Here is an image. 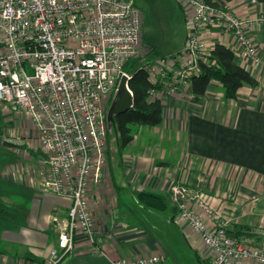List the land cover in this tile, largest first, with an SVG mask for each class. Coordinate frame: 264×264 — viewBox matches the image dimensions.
I'll use <instances>...</instances> for the list:
<instances>
[{"label":"built area","instance_id":"built-area-1","mask_svg":"<svg viewBox=\"0 0 264 264\" xmlns=\"http://www.w3.org/2000/svg\"><path fill=\"white\" fill-rule=\"evenodd\" d=\"M178 2L185 11L189 8L187 49L149 70L164 95L200 74L201 63L215 65L202 30L233 35L239 51L255 65L261 64L248 30L264 25V14L242 19L229 2ZM142 24L133 1L0 0V110L31 121L35 130L31 140L43 154L37 172L40 189L71 200L64 219L54 216L58 244L45 264H60L74 251L78 237L98 247L104 242L90 210L89 188L101 184L108 166L106 110L122 78L131 80L126 66L140 53ZM169 193L179 222L200 235L209 264H264V247L232 235L229 218L216 211L207 197L179 182L170 185ZM194 205L211 225L191 209ZM165 260L159 255L117 259L113 264H164Z\"/></svg>","mask_w":264,"mask_h":264},{"label":"crops","instance_id":"crops-1","mask_svg":"<svg viewBox=\"0 0 264 264\" xmlns=\"http://www.w3.org/2000/svg\"><path fill=\"white\" fill-rule=\"evenodd\" d=\"M229 4L242 19L264 14V2L259 0H234ZM187 15L186 12V18ZM248 34L262 58L260 65H255L239 51V44L233 35L219 30H202L200 33L211 50L221 43L235 51L239 64L258 80L257 88L245 86L234 99L225 98L218 81H214L206 95L199 98L192 93L189 83L170 94H158L164 105V123L150 129L161 139L168 137L169 141L174 133L182 134L184 159L195 162L197 170H194L195 167H190L191 171H183V167L177 169L170 156L172 154L167 151L168 146L163 147L157 159L152 140L144 145L134 141L125 148L128 154L122 172L114 173L108 163L101 184H92L89 188L90 210L103 244L98 247L84 236L78 237L74 251L60 264H113L117 259L164 255L161 248L143 243L133 227L129 228L117 220L121 209L119 195L124 190L136 202L138 193L157 194L166 198L168 209L171 201L169 188L173 182L189 184L192 191L207 197L216 211L229 218V231H235L236 235L241 227L249 228L258 241L243 239L256 241L264 247V25L249 29ZM177 67L179 63L172 70L175 72ZM118 144L120 147L119 141ZM117 176H121V181ZM22 184L33 190L27 225L2 231L0 263L45 264L51 250L58 244L54 216L64 219L71 200L43 195L37 176L32 183L28 184L26 179ZM173 205L176 216L178 208ZM191 209L206 224H212L200 207L194 205ZM179 224L185 233L193 235L195 244L199 240V249L203 251V256H200L207 260L209 253L200 235L189 224Z\"/></svg>","mask_w":264,"mask_h":264},{"label":"rangeland","instance_id":"rangeland-1","mask_svg":"<svg viewBox=\"0 0 264 264\" xmlns=\"http://www.w3.org/2000/svg\"><path fill=\"white\" fill-rule=\"evenodd\" d=\"M123 1L127 3L133 1L143 20L140 53L133 59V62L127 64L126 70L131 66V63L135 65L136 69L145 67L150 70L163 59H173L186 51L190 33L188 15L186 18V12L178 0ZM110 107L111 105L107 106V115ZM34 132L33 125L26 116L14 117L4 114L3 110H0V183L5 185V188L0 185V193L8 203H14L8 197L15 189L12 184H22L26 179L29 184L37 176L38 169L36 167H38L43 154L35 141L31 140L32 135L35 137ZM167 136L170 137V135ZM29 140L31 141L29 142ZM150 140L154 143L153 153L157 159L163 151V147L168 146L167 151L172 154L170 156L178 166L177 169L183 167L181 168L183 171H191L189 168L195 167L194 170H197L198 165L195 162L184 159L182 134L174 133L169 141L168 137L166 140L165 138L161 139L160 135L152 132V129L144 127L138 128L135 142H133L144 145ZM16 142H24L25 146L23 147L25 148L13 150L14 148L6 145V143ZM171 145L173 148H170ZM108 148L110 149V151L108 149V163L111 164L114 173L118 171L120 174L128 153L119 147L114 131H110ZM179 162L181 163L178 165ZM116 178L118 181L122 179L121 176ZM119 184L121 185L120 182ZM42 193L43 195H54L50 191ZM119 196L121 197V209H119L120 214H117V220L124 222L129 228L133 227V231L138 233V237L146 245L161 248L162 254L166 257L165 264H201L197 255L198 253L203 256V251L199 249L200 242L197 240L195 244L193 235L185 233V230L180 226L178 215L174 216L172 201L169 200V208L166 210H151L131 198L132 202L124 190Z\"/></svg>","mask_w":264,"mask_h":264},{"label":"trees","instance_id":"trees-1","mask_svg":"<svg viewBox=\"0 0 264 264\" xmlns=\"http://www.w3.org/2000/svg\"><path fill=\"white\" fill-rule=\"evenodd\" d=\"M206 1L209 4L217 5L219 3L218 0ZM221 1L231 2L234 0ZM259 1L264 2V0ZM178 56L173 57V59H176ZM211 57L215 61V65L210 66L201 63L202 72L198 75L191 76L189 79V85L196 98L205 96L214 81L221 83L225 98L227 99L236 98L240 89L245 86L252 88L259 86L258 80L246 68L239 64L238 55H236L235 51L226 45L217 43L211 51ZM130 62H133V60ZM127 70L131 75L129 88L134 95V107L125 114L116 116L114 123L110 124V131L115 132L122 150L133 143L138 128H155L162 126L164 123L163 101L159 96L152 97L151 94L152 92H156V95L163 94V86L153 83L148 68L136 69L135 65L131 63V66ZM6 145L14 148L13 150L25 148L16 143H6ZM1 186L5 188L4 183ZM12 186L15 188L14 192L10 193L8 197L14 203L6 202L7 199L4 198V200L2 198L3 194L0 193V234L4 230L24 228L27 225L33 190L21 183H14ZM117 190L120 193L119 188ZM136 202L151 210H166L168 207L165 197L148 192L138 193ZM249 230V228L241 227L237 232L238 234L234 235L233 232L235 231H230V233L239 238L246 237L258 241L256 235L250 233ZM197 255L201 264H209L198 253Z\"/></svg>","mask_w":264,"mask_h":264},{"label":"water","instance_id":"water-1","mask_svg":"<svg viewBox=\"0 0 264 264\" xmlns=\"http://www.w3.org/2000/svg\"><path fill=\"white\" fill-rule=\"evenodd\" d=\"M129 78L123 77L118 92L109 109L107 120L109 126L114 123L116 116L125 114L134 107V95L129 88Z\"/></svg>","mask_w":264,"mask_h":264}]
</instances>
